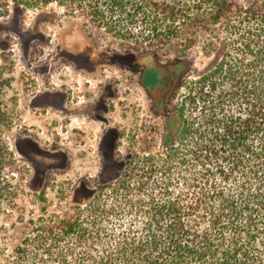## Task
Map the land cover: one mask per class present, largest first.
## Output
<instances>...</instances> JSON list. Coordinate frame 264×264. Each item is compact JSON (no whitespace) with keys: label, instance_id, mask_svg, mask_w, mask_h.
<instances>
[{"label":"trees","instance_id":"1","mask_svg":"<svg viewBox=\"0 0 264 264\" xmlns=\"http://www.w3.org/2000/svg\"><path fill=\"white\" fill-rule=\"evenodd\" d=\"M52 3L137 47L213 59L182 78L161 149L38 219L7 264H264V0H0Z\"/></svg>","mask_w":264,"mask_h":264},{"label":"rangeland","instance_id":"2","mask_svg":"<svg viewBox=\"0 0 264 264\" xmlns=\"http://www.w3.org/2000/svg\"><path fill=\"white\" fill-rule=\"evenodd\" d=\"M127 39L57 3L38 9L0 6V264L13 262L15 246L33 233L38 219L72 213L75 205H85L103 185L117 179L134 151L161 149L167 119L164 114L169 117L174 113L181 99L177 89L182 78L196 69L203 70L213 59L199 46L178 55L170 50V45L144 48ZM127 49L136 53L154 51L161 61L180 59L183 71L165 91L169 104L165 107L164 102L161 115L152 111L145 93L136 84L116 106L112 102L107 105L105 119H99L96 114L103 106L96 100L100 77L86 76L81 68H97L106 59L98 51L121 53ZM59 54L65 56L64 61V57L57 61ZM118 60L134 65L153 64L147 58L134 62L129 57ZM47 68L50 71H45ZM106 68L110 70L112 65ZM23 83L32 84L26 88L34 93H41L46 87H71L72 112L64 135L57 130L62 126L56 121V110L25 107L23 130L32 133L35 140L34 144L29 138L17 140L20 121L16 117L21 103L17 106L15 99L22 97ZM59 116L61 119L62 114ZM116 131L121 133L117 138ZM37 141L43 147H64L65 151L49 153ZM18 144L23 146L26 157L18 155ZM118 159L124 161L118 163Z\"/></svg>","mask_w":264,"mask_h":264},{"label":"flooded vegetation","instance_id":"3","mask_svg":"<svg viewBox=\"0 0 264 264\" xmlns=\"http://www.w3.org/2000/svg\"><path fill=\"white\" fill-rule=\"evenodd\" d=\"M134 49H127L125 51H122L121 53H115L114 51H107L102 52L98 51L99 55L103 56V53L105 55V58L103 61L99 62L97 64V68L95 69H88L86 67H82L81 71H84V75L89 76H98V78L101 88L98 90V94L96 97V100L99 102H102L103 106L100 107V111L97 112L96 117L99 119L104 120L105 119V113L108 112V107L110 106V103H113V106H116L119 103V100L123 99L124 97L127 98V96L131 93L134 86L138 84L139 88L145 93V96L150 104V107L154 113H160L162 112V105L165 102V107L168 106L169 101L165 100V91L171 88V82L173 78H179L180 74L182 73L183 69L181 68L182 61L180 59L176 60H165L161 61L159 58V55L157 53L153 52H146V53H136L134 52ZM64 57V59H63ZM124 58L129 57L133 59V62L135 59H151L153 60V64H147L145 62L139 63L138 65H134V63L129 64L128 62L124 60H118V58ZM63 59L65 60V56L63 54H59L57 57V61ZM67 60V57H66ZM168 64V67L165 66V64ZM108 64L112 65V68L108 70L106 66ZM114 65L116 67H114ZM114 67V68H113ZM50 68V67H49ZM168 68V70H165ZM181 69V70H180ZM45 71H50L48 68L45 69ZM106 71L111 72L110 74L105 73ZM105 76H109V79H106ZM27 80H30V78H26ZM176 80V79H175ZM87 82L91 81L90 79H86ZM32 85V84H27ZM25 83H23L22 87V97H17L15 99L16 105L19 106L18 103H21L19 112L17 111L18 115L16 117V121H20V128L19 133L20 136L16 137L17 140L20 139L28 140L30 139L31 142L34 144V135L32 133H27L25 130H23V123L26 120V111H23V108L28 107L29 109L34 108H47V112H49L50 109L56 110L58 113V117L56 121L61 122V129H57L59 134L65 133V128L69 125V120L71 118V91L69 86L63 87L60 89H51L46 87L45 90H43L41 93L35 92L33 89L26 88ZM84 91L86 97H89V91L87 90V86L84 85ZM86 89V90H85ZM170 96V95H169ZM74 97V96H73ZM110 100V101H109ZM109 105V106H107ZM108 108V109H107ZM29 111V110H28ZM35 111V110H34ZM62 114V117L60 119L59 114ZM167 118L168 115L164 114ZM55 119V118H54ZM24 129H27L24 127ZM28 130V129H27ZM111 130V128L106 130V133L103 137L106 136V134ZM67 132H69V129H67ZM115 132V131H114ZM120 132L116 131V138L120 136ZM60 137V136H59ZM102 137V138H103ZM117 142V140H116ZM117 144V143H116ZM37 145L39 147H43V145L37 141ZM46 148V147H43ZM18 155L20 157H26V154L23 151V146L21 147L18 144V148H16ZM47 152L49 151H57V152H64V147H58V149H52L46 148ZM50 153V152H49ZM118 163L122 162L124 160H116ZM124 163V162H123Z\"/></svg>","mask_w":264,"mask_h":264}]
</instances>
